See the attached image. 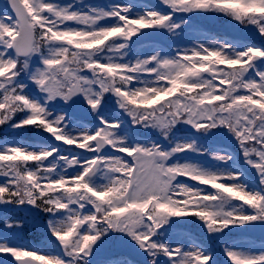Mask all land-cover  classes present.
Here are the masks:
<instances>
[{"label":"snow or ice","instance_id":"snow-or-ice-1","mask_svg":"<svg viewBox=\"0 0 264 264\" xmlns=\"http://www.w3.org/2000/svg\"><path fill=\"white\" fill-rule=\"evenodd\" d=\"M158 4L8 0L0 12V128L12 136L0 144V205L38 220L49 246L5 236L0 255L16 264H218L180 231L189 218L209 240L264 230V0ZM221 17L248 35L128 59L137 41ZM141 130L154 138H138ZM27 133L33 143L20 139ZM217 139L236 154L206 147ZM223 255L225 264H264V248L226 242Z\"/></svg>","mask_w":264,"mask_h":264},{"label":"rangeland","instance_id":"rangeland-1","mask_svg":"<svg viewBox=\"0 0 264 264\" xmlns=\"http://www.w3.org/2000/svg\"><path fill=\"white\" fill-rule=\"evenodd\" d=\"M115 3H117V2H114V4ZM119 4H126V3H123V2H119ZM138 10V9H137ZM204 36H207V35H203V34H199L198 32H196V31H190V32H186V30H185V32L183 33V34H181V35H179V36H173V37H176V45L174 46L175 48H177V47H181V48H183V47H185V46H190L191 45V42L193 41V40H198V39H200V38H202V37H204ZM172 37V38H173ZM145 49H147V52L148 51H150L149 50V48H145ZM147 52H145V53H140V52H138L137 54H135V56L133 57H128V59H130V60H134L136 57H138V56H140V57H143V55H145ZM25 143H33L34 141H32V142H30V141H24ZM238 231H240V230H238ZM185 235V234H184ZM237 235H239V234H237ZM230 238L232 239V237L230 236ZM234 239V238H233ZM223 240V239H222ZM0 242H3V241H1L0 240ZM222 244H223V242H222ZM230 245H237V246H240V247H242V248H245V249H248V248H251V247H248V245H246V243L245 242H240V243H234V242H230L229 243ZM29 246V245H28ZM31 247V246H30ZM36 248V247H35ZM37 249H42V248H37ZM252 250H254V251H259V250H261L260 248H258V247H255V248H251ZM44 250V249H43ZM2 256L3 255H0V260L2 259Z\"/></svg>","mask_w":264,"mask_h":264},{"label":"water","instance_id":"water-1","mask_svg":"<svg viewBox=\"0 0 264 264\" xmlns=\"http://www.w3.org/2000/svg\"><path fill=\"white\" fill-rule=\"evenodd\" d=\"M9 264H16V262L15 261H11Z\"/></svg>","mask_w":264,"mask_h":264}]
</instances>
